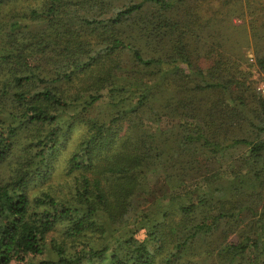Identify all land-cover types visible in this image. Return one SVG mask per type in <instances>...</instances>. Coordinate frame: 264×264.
<instances>
[{
    "label": "trees",
    "instance_id": "trees-1",
    "mask_svg": "<svg viewBox=\"0 0 264 264\" xmlns=\"http://www.w3.org/2000/svg\"><path fill=\"white\" fill-rule=\"evenodd\" d=\"M246 13L261 34L264 0H0V264H264Z\"/></svg>",
    "mask_w": 264,
    "mask_h": 264
},
{
    "label": "rangeland",
    "instance_id": "rangeland-1",
    "mask_svg": "<svg viewBox=\"0 0 264 264\" xmlns=\"http://www.w3.org/2000/svg\"><path fill=\"white\" fill-rule=\"evenodd\" d=\"M252 18L253 17H251L249 14L245 16L237 14L226 18L227 21L225 22V24L229 25L228 26L229 38L226 41L227 43L226 48L229 50V55L232 58L240 61L242 68L246 70L249 69V71L253 73L255 78H260L261 75L259 72L256 71V66H255L256 63L255 44L256 42H258L260 49L264 50V27L261 21L255 22L254 25L257 26V29L259 28L260 30L262 29L261 34L255 32L252 26L253 24ZM234 55L236 56V58ZM80 136H81L80 130L76 131L74 138L70 143L69 150L66 149L64 152L61 167L58 168V160H57L54 173L47 179L44 178L37 179L36 182H34L33 184L31 192L37 193V192H41L42 190L52 189L54 187H57L61 183L64 184L65 167L63 165V162L66 159L68 152L71 150L72 146L75 145L76 141H78ZM5 173H6V169H3L2 174ZM52 237L58 239V230L50 234V236H48V241H51ZM40 258L41 257H37L36 260ZM12 264H27V262L26 263L13 262ZM99 264L101 263L99 262Z\"/></svg>",
    "mask_w": 264,
    "mask_h": 264
},
{
    "label": "built area",
    "instance_id": "built-area-1",
    "mask_svg": "<svg viewBox=\"0 0 264 264\" xmlns=\"http://www.w3.org/2000/svg\"><path fill=\"white\" fill-rule=\"evenodd\" d=\"M257 90L264 95V75L260 77L258 84H257Z\"/></svg>",
    "mask_w": 264,
    "mask_h": 264
}]
</instances>
